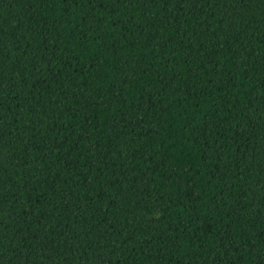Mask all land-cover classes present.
I'll list each match as a JSON object with an SVG mask.
<instances>
[{
  "label": "trees",
  "instance_id": "1",
  "mask_svg": "<svg viewBox=\"0 0 264 264\" xmlns=\"http://www.w3.org/2000/svg\"><path fill=\"white\" fill-rule=\"evenodd\" d=\"M0 264H264V0H0Z\"/></svg>",
  "mask_w": 264,
  "mask_h": 264
}]
</instances>
